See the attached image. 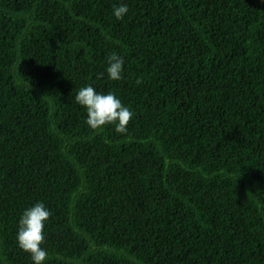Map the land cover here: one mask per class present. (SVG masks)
<instances>
[{"label":"trees","instance_id":"trees-1","mask_svg":"<svg viewBox=\"0 0 264 264\" xmlns=\"http://www.w3.org/2000/svg\"><path fill=\"white\" fill-rule=\"evenodd\" d=\"M41 201L46 264H264V0H0V264Z\"/></svg>","mask_w":264,"mask_h":264},{"label":"clouds","instance_id":"clouds-1","mask_svg":"<svg viewBox=\"0 0 264 264\" xmlns=\"http://www.w3.org/2000/svg\"><path fill=\"white\" fill-rule=\"evenodd\" d=\"M129 12L126 3L121 2L113 7V15L117 20H123ZM106 72L111 81L124 79L125 60L116 52L106 57ZM103 73H101V76ZM143 81L136 80L140 85ZM76 102L87 112L85 123L93 130L113 125L118 134H127L128 125L135 113L130 107L124 105L121 99L112 91L98 92L91 84L81 87L75 96ZM52 211L44 202H37L34 206L24 210L19 221L16 242L18 247L30 255L33 264H46L48 251L42 245L46 240L45 226L52 216Z\"/></svg>","mask_w":264,"mask_h":264}]
</instances>
